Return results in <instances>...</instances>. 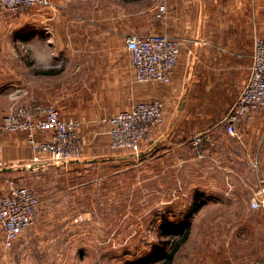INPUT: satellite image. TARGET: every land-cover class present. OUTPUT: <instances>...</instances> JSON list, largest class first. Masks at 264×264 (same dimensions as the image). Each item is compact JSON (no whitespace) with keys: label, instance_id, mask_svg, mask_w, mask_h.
Wrapping results in <instances>:
<instances>
[{"label":"crops","instance_id":"crops-1","mask_svg":"<svg viewBox=\"0 0 264 264\" xmlns=\"http://www.w3.org/2000/svg\"><path fill=\"white\" fill-rule=\"evenodd\" d=\"M156 1L53 0V8L17 13L0 7V119L21 103H54L62 116L73 114L83 121L86 144L79 158L45 156L34 162L24 131L3 134L0 197L8 179L19 181L17 175L23 174L27 182L20 183L34 190L40 202L36 225L11 248L0 239V264H88L79 256L81 249L92 247L96 234L114 230L125 237L119 250L136 252L132 258L125 254L123 264L238 261L226 256L222 243L229 225L225 212L202 208L224 190L239 192L251 182L254 186L253 171L264 176V111L238 117L234 134L216 118L212 121L213 113L227 111L247 79L253 38L264 35V0H166L169 14L160 23L152 15ZM145 31L184 39L169 83L133 85L124 37ZM150 98L164 101L165 116L151 129L149 141L137 152L110 147L109 124L103 118ZM201 132L204 142L193 145ZM129 154L140 165L134 180L138 208L113 209V197L129 194L131 180L113 176L123 166L117 159ZM97 156L111 160L96 161ZM177 185L183 190L175 194ZM195 192L201 208L184 210ZM177 201L182 204L176 206ZM73 204L86 212L79 223L67 209ZM248 213L238 211L244 218ZM187 219L189 234L173 250L170 242L156 241L160 223L179 220L187 231ZM88 234L93 238L81 236ZM239 256L264 260V245L252 242ZM101 261L94 258L90 264Z\"/></svg>","mask_w":264,"mask_h":264},{"label":"built area","instance_id":"built-area-1","mask_svg":"<svg viewBox=\"0 0 264 264\" xmlns=\"http://www.w3.org/2000/svg\"><path fill=\"white\" fill-rule=\"evenodd\" d=\"M0 7L14 13L28 9L53 8V0H0ZM166 0H157L152 15L164 20L168 15ZM129 54L133 79L138 83L158 81L169 83L178 63L183 37L165 31L130 33L124 37ZM264 111V35L257 34L252 41L249 74L233 103L221 117L229 134L235 132V121L253 111ZM165 103L160 98L133 101L129 108L103 118L109 126V145L115 149L139 151L149 141L151 129L164 121ZM83 121L73 114L62 116L54 103H21L12 107L0 119V154L3 151L2 136L6 132L24 131L34 162L45 156L59 161H70L83 155L85 143L81 136ZM40 133L39 137L37 133ZM204 133L195 135L193 145L204 142ZM256 162H252V167ZM254 173L259 182L250 196L252 208L264 207V176ZM259 176V177H258ZM40 198L29 186L15 178L7 181V191L0 197V239L11 248L18 237L37 224ZM86 212L75 213L74 222H81ZM264 231V230H263ZM234 264H264V260L241 259Z\"/></svg>","mask_w":264,"mask_h":264},{"label":"rangeland","instance_id":"rangeland-1","mask_svg":"<svg viewBox=\"0 0 264 264\" xmlns=\"http://www.w3.org/2000/svg\"><path fill=\"white\" fill-rule=\"evenodd\" d=\"M167 10L169 14V9L167 8ZM145 12L148 14L150 13V10H146ZM182 13L184 17H187V10L182 11ZM176 14L179 15L178 12ZM5 15L7 16V13H5ZM157 21L160 23L161 21H163V19L157 20ZM166 28L168 30L170 27L166 26ZM171 28L173 29L174 27H171ZM174 30L179 31L177 30L176 27L174 28ZM20 31H22L21 34L24 35L25 28L23 27L22 29H20ZM136 84L141 85L142 83L133 81V85H136ZM174 108H175V105L173 103L171 105V109H174ZM225 112H226V109H223V110L219 109L218 113H213L212 121H214V118H216L215 121H218V120L220 121L221 117L225 114ZM174 142H177V140H175ZM98 144H103L100 146L105 145L103 141H98ZM183 145L187 146V140L183 142ZM85 149H86V144H85ZM94 160L96 161H107L108 160L107 162H109V160L111 159L110 158L104 159L102 156L100 157L97 156L95 157ZM117 160L119 161L118 163H122L123 166H122V170L121 171L118 170V172L114 173L113 176L129 178L131 182H130V185L127 187V189H129V194L128 193L127 195L123 194L122 197L116 195L115 197L112 198V201H113L112 208L117 209V210L125 209V208L129 210L137 209L138 202L136 199L137 195L135 193L136 186H135L134 180L138 177V175H140L139 174L140 165L137 164L138 160L136 156L133 154L119 157ZM112 163H117V162H112ZM118 168L120 169V166ZM113 170H115L114 167H113ZM17 176L16 177L19 179L18 182L20 181L27 182V179L26 180L24 179L23 174H18ZM12 178H14V176H12ZM180 180L178 183L182 184L184 180L183 179H180ZM258 184L259 182L255 180L254 186H253V183L251 182L246 186L239 187V192L233 191V189L231 190L232 193L228 190H224V194H220L218 197H215L214 200L208 201L206 205H204V207L202 208L205 210H218L219 212L222 211V212H225V215H227L225 218H223V220H224V223L228 222L229 225L225 224L223 235H222V243L225 247L224 250L227 253L226 256L229 255L233 259H236V260L243 259L242 257L240 258L239 253L245 250L248 244L253 242V244H255V246H258V247L259 246L262 247L264 245V231H263L264 230V207L252 208L249 202L250 196L252 195L253 190L258 186ZM182 188L183 187L179 188L177 185L175 194H178L180 191H182L183 190ZM116 199H117V203L115 202ZM121 201H123V206H121ZM101 202L103 201L98 200L97 204L101 206ZM181 204L182 203L178 201L175 203L176 206L181 205ZM187 206L188 204L185 206V209H184L186 211H187ZM181 208L183 209L184 207L182 206ZM67 209L69 210L71 209V211L76 213L78 211H83L84 208L75 207V204H73L71 207H67ZM86 209H90V208L88 207ZM242 209L248 210L249 213H248L247 218L239 216L238 211ZM176 210H179V209L177 208ZM81 236L85 239L93 238L92 237L93 235H90V234H88L87 236H84V235H81ZM158 236L156 237V241L162 242L164 241V239H166V237H162L160 235ZM124 240H125V237L122 238V235L119 233L118 230H114V233L101 234V235L96 234L94 245L92 247L88 245L87 248L81 249V254L79 256L81 257L83 262H87L88 264L92 263L94 258H97V260L98 258L102 259L100 263L96 262V264H105V262L108 264H123L124 257H126L125 254H128V257L132 258L133 256H135L134 254L136 253L135 251L131 252L130 250L129 251L119 250L118 244H120V242ZM112 245L114 246L112 247ZM105 246L107 247L111 246L113 250H105L104 249ZM244 259H251V258H244Z\"/></svg>","mask_w":264,"mask_h":264},{"label":"trees","instance_id":"trees-1","mask_svg":"<svg viewBox=\"0 0 264 264\" xmlns=\"http://www.w3.org/2000/svg\"><path fill=\"white\" fill-rule=\"evenodd\" d=\"M201 201L199 200L198 194L195 192L193 193L192 202L190 205L187 206V211H194L200 206ZM189 219H187V231L183 229V222L176 220L175 222L172 221H164L159 225V235L162 237H166L163 243L170 242L172 245L171 250H173L179 242L184 240L186 233L188 236L189 230ZM170 237V238H169Z\"/></svg>","mask_w":264,"mask_h":264},{"label":"water","instance_id":"water-1","mask_svg":"<svg viewBox=\"0 0 264 264\" xmlns=\"http://www.w3.org/2000/svg\"><path fill=\"white\" fill-rule=\"evenodd\" d=\"M182 103V98H180V100H179V104L178 105H180Z\"/></svg>","mask_w":264,"mask_h":264}]
</instances>
